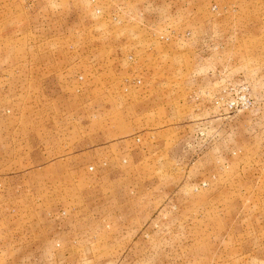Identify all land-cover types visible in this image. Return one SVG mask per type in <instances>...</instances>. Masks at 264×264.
Here are the masks:
<instances>
[{
    "label": "rangeland",
    "instance_id": "1",
    "mask_svg": "<svg viewBox=\"0 0 264 264\" xmlns=\"http://www.w3.org/2000/svg\"><path fill=\"white\" fill-rule=\"evenodd\" d=\"M114 1L0 0V264H264V0L149 62L113 59ZM213 68L258 102L218 129Z\"/></svg>",
    "mask_w": 264,
    "mask_h": 264
},
{
    "label": "crops",
    "instance_id": "2",
    "mask_svg": "<svg viewBox=\"0 0 264 264\" xmlns=\"http://www.w3.org/2000/svg\"><path fill=\"white\" fill-rule=\"evenodd\" d=\"M195 1L197 0H115V3L121 4L122 8H120L125 14V22L120 25L112 24L110 25L109 30H126L129 32L125 34V41L127 42L124 44V46H126L124 53H114L115 56L113 59L118 61L125 57L129 58V56H132L129 60L148 62L162 61L166 58L184 60L187 58L186 54L189 58L191 53L186 51L180 42L173 41L165 44L150 38L149 34L151 28L154 30H161L164 27L175 25L176 27H179L180 30H183L186 27V29L192 28L195 29V31H200L199 34L203 35L202 45L205 50H207L210 45L227 42L228 37L225 38L224 30L226 27H224L223 19L226 18V15H229L228 8L233 3L228 5V0H204L206 1L207 6L201 10L197 9ZM214 3L219 7L218 12L216 13L210 10V6ZM139 12H142L143 17L140 19L135 18L137 17L136 14ZM93 17L96 21L94 24L100 27L99 20H101L102 17ZM162 19L164 20L162 21ZM218 21L221 22L218 23ZM181 22H185V24L183 25ZM101 25H104V19L101 21ZM10 35H13V33H8V37H10ZM222 37H224V41L220 39ZM2 39L6 38L2 36ZM193 44L197 45L196 42ZM208 58H210V56ZM218 84V81H209L208 86L197 87L193 89L192 92L197 90L200 91L207 87L216 90ZM146 86V82H143L140 88L137 89L144 90ZM204 106L209 114V116L205 118L206 121L211 124L215 123L216 129L226 124L228 119L224 121L222 117H218L217 113H215L214 109L211 107L210 101ZM221 130H223V128H221ZM210 135L213 136L212 133H210ZM1 157H3V150H1L0 145V158Z\"/></svg>",
    "mask_w": 264,
    "mask_h": 264
},
{
    "label": "built area",
    "instance_id": "3",
    "mask_svg": "<svg viewBox=\"0 0 264 264\" xmlns=\"http://www.w3.org/2000/svg\"><path fill=\"white\" fill-rule=\"evenodd\" d=\"M218 5L216 3L212 4L210 10L214 13L217 12ZM99 12V9H96ZM135 18H142V12L136 14ZM109 19L115 25H120L122 19L113 14L109 16ZM192 33L191 29L180 30L179 27L167 26L163 30H150V38L153 40L160 41L162 43H171L173 41L180 42L186 40L188 36ZM224 46V43H218L210 45V49L213 51H219ZM132 56H129L131 58ZM216 75V80L218 81L217 89L213 90L210 87L204 89V93L211 103V107L217 113L218 117H222L223 120H227L231 115L237 114L243 111H251L255 109L258 105L256 98L252 94L251 83L244 80H231L226 75L225 69H215L211 70V74ZM130 79V78H129ZM127 78V81H129ZM136 82L140 84L142 82L141 78H136ZM194 99L198 100L199 97L194 95Z\"/></svg>",
    "mask_w": 264,
    "mask_h": 264
}]
</instances>
